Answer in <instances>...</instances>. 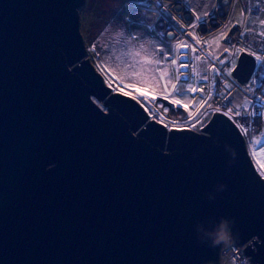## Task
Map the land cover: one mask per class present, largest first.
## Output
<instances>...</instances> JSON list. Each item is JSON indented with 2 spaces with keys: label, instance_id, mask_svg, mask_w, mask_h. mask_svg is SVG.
Masks as SVG:
<instances>
[{
  "label": "water",
  "instance_id": "water-1",
  "mask_svg": "<svg viewBox=\"0 0 264 264\" xmlns=\"http://www.w3.org/2000/svg\"><path fill=\"white\" fill-rule=\"evenodd\" d=\"M84 4L0 0V264H220L196 225L221 218L264 264V173L243 135L218 112L167 129L113 91L87 58ZM238 57L245 82L253 57Z\"/></svg>",
  "mask_w": 264,
  "mask_h": 264
},
{
  "label": "rangeland",
  "instance_id": "rangeland-1",
  "mask_svg": "<svg viewBox=\"0 0 264 264\" xmlns=\"http://www.w3.org/2000/svg\"><path fill=\"white\" fill-rule=\"evenodd\" d=\"M260 1L262 8H264V0ZM215 2L217 1L85 0L83 8L79 12V29L87 50V58L96 70L104 74L102 76L107 86L112 87L111 84L117 81L130 89H147L149 92L154 93L156 98L163 99L161 93L163 92L164 83L168 82L169 78H171L172 83H175V75L177 74V66L172 65L170 59L168 62H163L165 57L178 58L185 54L189 57L195 55V52L190 49L178 50L177 45L186 41L195 46L193 37L183 34L191 31L187 27V23L189 21L195 22L197 14L204 19L215 12ZM180 7L184 10L180 9L178 11ZM184 11L191 12L193 19L185 20ZM247 11L250 13L252 10L248 8ZM205 13H208V15L205 16ZM164 20L170 26L169 30L174 29L176 31L173 34L174 36L165 37L162 35L163 27L161 28V26L165 24ZM246 20L247 28L257 29L255 26L257 17L246 16L243 19L241 8L236 6L231 23L242 25ZM181 24L184 27H181ZM198 27L197 25L195 28V35L201 39L204 35L198 30ZM263 29L264 26L261 30ZM228 31L231 30L228 29L222 32L228 35ZM222 32L213 35L210 39L209 51L215 57L222 54L225 48H228L231 53L230 45L232 43L228 41L227 36L222 40L217 39ZM136 52H139L140 55L137 56ZM161 52H163V56ZM145 57H147V60H145ZM184 58L182 57L181 62ZM235 60L230 56L224 59L223 63L231 61L233 64ZM148 61H151V63ZM157 61L162 62L159 65L160 70L166 69L168 72L163 80L160 79L159 71H157ZM179 71L181 72V69ZM129 85L135 87H129ZM189 85L196 86L198 91L196 93L185 92L184 90ZM200 87L204 88L203 92L199 91ZM229 87H234V84L229 82ZM178 88L182 94L177 98L182 99L184 103L193 104V101L198 103L201 97L208 98L205 90L206 83H202L193 75L189 80H183L181 77ZM169 91H171L170 87ZM233 104L236 107L249 105L248 99L239 89L234 92ZM191 111H195V105L192 106ZM256 144L257 146L254 147ZM249 147H251L252 158L257 170L264 173V169L260 167L261 163H264V136L260 140L251 141Z\"/></svg>",
  "mask_w": 264,
  "mask_h": 264
},
{
  "label": "built area",
  "instance_id": "built-area-1",
  "mask_svg": "<svg viewBox=\"0 0 264 264\" xmlns=\"http://www.w3.org/2000/svg\"><path fill=\"white\" fill-rule=\"evenodd\" d=\"M214 11L212 14H209L206 18H204L201 23L198 24V30L202 32L204 35L201 39L200 44L195 42V47L197 51L195 55L187 56L185 54L181 57H185L183 59L184 64L189 65L188 68H182L181 72L184 73L182 77L183 80H189L191 75H193L196 79L200 80L202 83H206V92L211 96L209 103L212 105L211 108H205L202 113L206 112L207 115H201L200 119L203 121L201 124H196L195 127L191 125L195 123V121H188L184 118L188 116V112H185L181 107H174L168 101L156 98L152 100L151 97H148V100H145L144 97L140 96L139 92L135 89H130L117 81L114 84H111L110 87L113 91L116 92H128L132 98H134L146 111L149 118L151 120L156 121L157 123L165 126L167 129H176V128H186L194 131H201L211 119L213 112H216V108H220L221 111L226 110L228 107H233L236 111L242 113L241 117H238L241 123L244 126V129L238 127L236 123L233 124L238 128L239 132L243 135L244 140L249 148V144L251 141L255 139H259L264 134V72H261L259 68H254L252 73L255 72L250 79H247L245 82H239L232 73L229 74L228 67L229 61L224 62L223 60L227 57L233 59V53L236 49L239 48H249L257 53H264V37L258 35L259 32L264 31L261 30L263 27L259 24V20L264 19V8L261 6L260 0H216ZM220 4V5H219ZM236 6H239L242 10L243 19L246 16H256L258 30L249 31L246 27L247 23L240 24H232V17L234 15V9ZM248 8H251L252 11L250 13L247 11ZM184 10L183 8H178V11ZM184 19L189 21L192 20V13L189 11H184ZM259 19V20H258ZM162 26L163 33L162 35L165 37L174 36L173 34L176 32L174 29H170V26L166 23ZM215 26V28H214ZM231 28V29H230ZM231 30L227 35V39L232 45H230V51L225 53L223 52L217 57L213 56L209 51V47L211 44V37L217 33H220L225 30ZM172 33V35H169ZM186 34L187 33H183ZM247 48H246V47ZM238 56V53H236ZM199 57V59H197ZM231 60V59H230ZM215 64L217 68L221 69L219 72L211 71V66ZM232 66V63H231ZM195 69V71H193ZM102 75H104L101 72ZM207 75L209 77L208 80H204L203 76ZM229 82L234 84V87H229ZM238 85V86H237ZM240 90L246 98L248 99V106L236 107L233 104L234 100V92L235 90ZM208 99V98H207ZM168 108V112L164 113V108ZM195 112V111H194ZM151 113V114H150ZM164 116V121L159 122L156 117ZM228 118V117H227ZM172 121H175L173 124ZM233 246L239 249V254L236 257H228V260L231 261L233 258L236 260V264H252L249 260V257L245 255L243 251V246L236 245L233 242ZM227 249H220V264H222L221 259L224 256V253Z\"/></svg>",
  "mask_w": 264,
  "mask_h": 264
},
{
  "label": "snow or ice",
  "instance_id": "snow-or-ice-1",
  "mask_svg": "<svg viewBox=\"0 0 264 264\" xmlns=\"http://www.w3.org/2000/svg\"><path fill=\"white\" fill-rule=\"evenodd\" d=\"M205 16L208 15V13L204 14ZM203 20V17H201L200 15H196L195 17V22H191L189 21L187 23V27L189 29H191V31H189L187 34L189 36H192L193 39L195 40V42L197 44H200L201 41L199 40V38L196 37L195 35V28L197 27V25L199 23H201V21ZM259 24L264 26V19L259 20ZM181 27H184L183 24L180 25ZM249 31H252L253 29H248ZM258 35H260L261 37H264V31L259 32ZM227 36V33H221L220 36L217 39H225ZM177 49L178 50H183V49H190L192 52H196L197 49L195 47H193L191 44H189L188 42L184 41V42H180L177 45ZM224 52L227 53L229 52L228 48L224 49ZM236 53H239L240 55H251L253 57V64H254V68H259L261 72H264V53H257L254 50L251 49H245V48H239L236 49L235 52L233 53V59H239V57L236 55ZM137 56L140 55L139 52L135 53ZM161 55L163 56V52H161ZM170 59V63L172 65L177 66V74L175 75V83L171 82V78H169L168 82L164 83L163 86V92L161 93L162 98L164 100H167L171 105H173L174 107H182L184 109L185 112H188V116L185 117V120L188 121H195V123H193L191 126L195 127L196 124H201L203 123V121L200 119V116L203 115H207L206 112L202 113L201 110L207 108H211L212 105L209 103V100L211 99V96L209 94L208 99H204L203 97L200 98L199 102L196 103V101H193V104H189V103H184L182 99L177 98V96L181 95L182 93L180 92L178 85L181 81V77L184 76L183 72H180L179 69L182 68H188L189 65L184 64L181 62L182 57H178V58H169V57H165V60L163 62H168V60ZM197 59H199V57H197ZM217 59H219L217 57ZM145 60H147V57H145ZM149 63H151V61H148ZM158 65L157 71H159V77L161 80H163L165 78V76L168 75L167 70H160L159 65L162 63L161 61H157L156 62ZM211 71L214 72H219L221 71V69L217 68V66L215 64H213L211 66ZM193 71H195V69H193ZM228 71L229 74H231L232 72L235 71V68L231 66V61H229V67H228ZM255 75V72L250 74V79L251 77ZM203 79L206 81L209 79V77L207 75L203 76ZM129 87H135L134 85H129ZM169 87L171 88V91H169ZM136 91L139 92L140 96L144 97L145 100H148V97L151 95L152 100L156 99V96L154 93L149 92V90L147 89H140V88H136ZM185 92L187 93H196L198 91L196 86L193 85H189L185 90ZM200 92L204 91L203 87L199 88ZM124 95L127 96L129 95L128 92H124ZM195 105V112L191 111L192 106ZM169 110L168 108H164V113H167ZM216 112L222 114L225 117H228L230 120H232L234 123H236V125L242 129H244L243 124L241 123V121L239 119H237L238 117H241L242 113L239 111H236L233 107H228L226 110L221 111V109L218 107L216 108ZM151 114V113H150ZM156 119L159 122H163L164 121V116H159L156 117ZM172 123L174 124L175 121H172ZM165 126L167 127L168 125L165 124ZM175 130L177 131H182L184 130L183 128H176ZM246 131V129H244ZM260 167L262 169H264V163H261Z\"/></svg>",
  "mask_w": 264,
  "mask_h": 264
},
{
  "label": "clouds",
  "instance_id": "clouds-1",
  "mask_svg": "<svg viewBox=\"0 0 264 264\" xmlns=\"http://www.w3.org/2000/svg\"><path fill=\"white\" fill-rule=\"evenodd\" d=\"M245 23H247V20ZM229 163H231V161H229ZM225 188L226 185L218 186L219 191H223ZM208 198L211 200L214 199V196L209 194ZM231 223L232 222L228 221L227 219L221 218L218 223L211 226L210 228H205L204 225L199 222L196 225L197 237L200 242L207 243L210 247H220L222 249H227V251L224 253V256L222 257V264H236L235 258L229 261L228 257H236L240 251L233 246Z\"/></svg>",
  "mask_w": 264,
  "mask_h": 264
},
{
  "label": "trees",
  "instance_id": "trees-1",
  "mask_svg": "<svg viewBox=\"0 0 264 264\" xmlns=\"http://www.w3.org/2000/svg\"><path fill=\"white\" fill-rule=\"evenodd\" d=\"M237 60V59H236ZM236 60L235 61H233V64H232V67H235V65H236ZM263 136H264V134H263ZM262 138V137H261ZM261 138H259L258 140H260ZM255 141V140H254ZM257 146V144L256 145H254V147H256ZM249 150H250V152H251V147H249ZM251 155H252V152H251Z\"/></svg>",
  "mask_w": 264,
  "mask_h": 264
},
{
  "label": "crops",
  "instance_id": "crops-1",
  "mask_svg": "<svg viewBox=\"0 0 264 264\" xmlns=\"http://www.w3.org/2000/svg\"><path fill=\"white\" fill-rule=\"evenodd\" d=\"M251 17V16H250ZM257 27V29H254V30H258V24L255 25Z\"/></svg>",
  "mask_w": 264,
  "mask_h": 264
},
{
  "label": "bare ground",
  "instance_id": "bare-ground-1",
  "mask_svg": "<svg viewBox=\"0 0 264 264\" xmlns=\"http://www.w3.org/2000/svg\"><path fill=\"white\" fill-rule=\"evenodd\" d=\"M161 28H162V26H161ZM169 35H172V33H169ZM172 37V36H171Z\"/></svg>",
  "mask_w": 264,
  "mask_h": 264
}]
</instances>
